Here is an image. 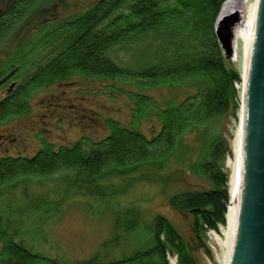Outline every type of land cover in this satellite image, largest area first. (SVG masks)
I'll return each instance as SVG.
<instances>
[{"label":"trees","instance_id":"obj_1","mask_svg":"<svg viewBox=\"0 0 264 264\" xmlns=\"http://www.w3.org/2000/svg\"><path fill=\"white\" fill-rule=\"evenodd\" d=\"M54 1L0 0V53L5 54L0 55V123L25 116L35 92L74 75L109 81L104 91L125 94L130 121L105 117L101 134L60 144L39 134L30 154L0 153V190L42 180L92 185L142 167L162 170L184 136L194 132L200 149L191 167L209 187L176 191L169 204L191 216L199 244L188 245L164 215L144 223L137 209L128 208L121 212L126 219L120 213L114 221L128 234L131 252L77 264H198L193 251L205 246L208 231L220 232L229 203L224 122L236 106L240 76L226 65L215 33L225 0H96L68 18L50 20L7 49L28 18ZM116 47L125 51L126 61L114 57ZM162 86H191L193 91L159 102L147 90ZM147 118L157 123L148 133L139 128ZM140 225L143 236L132 242L129 234ZM0 238L4 263L60 264L14 241L1 218Z\"/></svg>","mask_w":264,"mask_h":264},{"label":"rangeland","instance_id":"obj_2","mask_svg":"<svg viewBox=\"0 0 264 264\" xmlns=\"http://www.w3.org/2000/svg\"><path fill=\"white\" fill-rule=\"evenodd\" d=\"M95 1L55 0L41 7L28 18L22 30L14 33L7 49L50 20L68 18ZM233 13L235 11L229 9L218 14L217 19ZM3 52L1 56H5ZM113 55L119 61L128 58L120 47L113 50ZM224 58L228 68L238 72L231 53L224 54ZM108 82L87 81L74 75L65 82L52 83L35 92L28 101L25 116L0 123V153L30 154L39 145V134L55 144L71 142L83 134H101L104 132L101 121L105 117L129 124V99L125 94L112 96L104 91ZM239 84H236L237 89ZM192 91L191 86H162L147 90L159 102L170 98L180 100ZM239 104L238 89L236 106L224 122L230 150L224 162L228 181L235 158L233 140ZM154 124L157 125L154 118H147L141 120L139 128L148 133ZM182 142L178 153L162 170L142 167L129 175L111 176L92 185L42 180L0 190V218L7 233L31 252L60 264H77L90 258L109 261L126 256L134 248L128 234L122 228H116L114 221L118 214L132 208L140 212L139 220L144 223L155 214L164 215L188 245L199 244L191 227V216L169 204V197L176 191L209 187L191 167L200 149L198 136L189 133ZM121 216L126 219L123 213ZM223 226L219 233L208 231L205 246L198 245L193 251L198 264H221ZM129 235L135 238L131 239L132 242L137 243L143 236L142 225Z\"/></svg>","mask_w":264,"mask_h":264},{"label":"water","instance_id":"obj_3","mask_svg":"<svg viewBox=\"0 0 264 264\" xmlns=\"http://www.w3.org/2000/svg\"><path fill=\"white\" fill-rule=\"evenodd\" d=\"M237 18L233 13L216 20L215 33L224 54L231 53L230 25ZM245 101L229 176L223 264H264V0L260 2Z\"/></svg>","mask_w":264,"mask_h":264},{"label":"bare ground","instance_id":"obj_4","mask_svg":"<svg viewBox=\"0 0 264 264\" xmlns=\"http://www.w3.org/2000/svg\"><path fill=\"white\" fill-rule=\"evenodd\" d=\"M261 0H225L220 8L219 14L225 11H235L238 18L231 22L230 25V48L231 56L236 62V66L240 76V84L238 86L240 92V104L238 110V122L234 132L233 140V153L235 157V150L237 146L240 121L244 113L246 106V90L247 82L250 72L252 52L258 28V18ZM229 183V181H228ZM151 192V191H150ZM227 212V211H226ZM226 220L227 215L225 214V224L223 226V239L220 244L223 248L221 264H223L227 235H226Z\"/></svg>","mask_w":264,"mask_h":264},{"label":"flooded vegetation","instance_id":"obj_5","mask_svg":"<svg viewBox=\"0 0 264 264\" xmlns=\"http://www.w3.org/2000/svg\"><path fill=\"white\" fill-rule=\"evenodd\" d=\"M2 239L0 238V264H3L5 261L4 252H3V245H2ZM7 264V263H4Z\"/></svg>","mask_w":264,"mask_h":264}]
</instances>
